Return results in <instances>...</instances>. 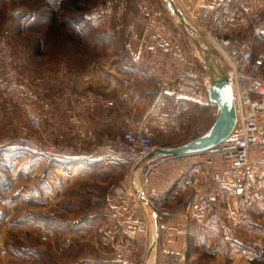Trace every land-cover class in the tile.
Returning <instances> with one entry per match:
<instances>
[{"label": "rangeland", "instance_id": "374dc122", "mask_svg": "<svg viewBox=\"0 0 264 264\" xmlns=\"http://www.w3.org/2000/svg\"><path fill=\"white\" fill-rule=\"evenodd\" d=\"M165 7L164 0H0V37L13 45L28 72L23 89V84L33 76L27 62L39 67L38 73L60 58L77 61L83 67L91 61L102 62L109 51L102 38L103 26L115 31L111 41L120 47L122 37L129 31L131 16L146 14L153 8L165 10ZM246 20L248 24L241 30L237 24L226 30L230 29L235 37L234 33L241 34L246 28L243 37L235 38L251 48L253 56L264 59V13L258 19L246 17ZM207 42L209 61L202 58L196 69L206 87L228 69L216 44L208 39ZM102 69H98L99 76ZM4 76L0 65V92ZM258 76L264 82V65ZM187 106L185 109L172 104V109L166 106L152 112L146 120L128 122L127 119L123 127L113 125L111 133L97 141L119 135L118 129L125 130L130 122H145L152 128L156 147L182 145L208 131L219 114L218 106L210 104L205 91L204 102ZM0 108L13 123L19 122L22 107L17 106L12 114L1 103ZM12 115L17 120L13 121ZM32 136L83 147L97 142L83 145ZM32 136L0 135V264H126L119 256L126 234L122 238L111 235L113 226L107 220L117 218L112 209L113 201L119 197L116 190L122 188V196H130L132 180L138 182L137 175L113 156L83 159V164L76 167L74 164L81 159L1 145L5 139ZM238 185L243 187L240 182ZM255 200L258 207L264 204L263 198ZM258 218L260 215L254 213L253 219Z\"/></svg>", "mask_w": 264, "mask_h": 264}, {"label": "crops", "instance_id": "0c3cea01", "mask_svg": "<svg viewBox=\"0 0 264 264\" xmlns=\"http://www.w3.org/2000/svg\"><path fill=\"white\" fill-rule=\"evenodd\" d=\"M221 1L164 0L167 9L153 8L146 14L130 17L129 31L122 37L120 47L111 41L115 31L103 26L102 38L109 51L102 62L91 61L83 67L77 61L60 58L42 73H38L39 67L27 62L33 76L23 84L24 105L40 118L42 128L33 130L23 113H19V122L13 123L0 108V135H40L87 145L109 135L113 125L123 127L127 119L128 122L146 120L152 112L166 106L172 109V104L186 109L190 103L204 102V91L209 96L210 83L206 87L201 81V87L195 90L179 84L160 89L138 67L136 59L145 46H158L180 55L185 67L196 71L202 58L209 61V43L204 32L213 7ZM173 5L183 14L184 21ZM236 24L241 30L248 21L242 14L233 26ZM245 29L234 34L243 37ZM224 33L233 34L230 29ZM100 68H103L101 76ZM92 89L115 98L116 106L76 114L71 100H59L55 96L59 92L70 94ZM210 104L214 105L211 100ZM123 131L122 128L117 132ZM83 161L78 160L74 166ZM239 182L243 187H237ZM185 183L188 188L172 190L157 211L137 209L130 196L117 193L119 197L112 206L117 218L107 220L113 226L111 235L122 238L126 234V239L148 223L155 237L149 264H264V222H261L264 204L258 207L255 200L264 199V160L236 174L225 175L220 182L203 186L198 172H193ZM259 187L262 188L258 190ZM256 212L260 215L258 220L253 219Z\"/></svg>", "mask_w": 264, "mask_h": 264}, {"label": "built area", "instance_id": "2783aa9c", "mask_svg": "<svg viewBox=\"0 0 264 264\" xmlns=\"http://www.w3.org/2000/svg\"><path fill=\"white\" fill-rule=\"evenodd\" d=\"M264 13V0H222L213 7L205 34L215 43L228 63L226 75L232 86L237 111L234 131L219 144L210 148L183 154L150 156L156 146L152 128L145 122H130L122 134L105 137L83 147L71 143L50 142L41 137L5 139L1 145L20 150L57 155L66 159H90L97 155L113 156L130 167L138 182L132 180L130 195L135 208L157 211L166 196L175 188L186 190L185 179L198 172L200 184L205 186L220 182L225 175L236 174L252 164L264 160V82L259 73L263 58H254L253 51L235 37L225 34L243 14L250 20ZM138 66L161 87L179 84L191 90L199 87L198 73L186 68L183 58L158 46L145 47L137 57ZM0 65L5 72L0 103L12 114L17 106L30 127L39 131L40 118L24 107L22 83L29 76L13 45L0 37ZM59 100H71L76 114L93 112L99 108L112 109L115 98L93 90H77L70 94L57 93ZM11 119L17 120L13 115ZM119 195L122 188L116 190ZM144 195L147 203L141 196ZM155 237L149 225L142 226L132 236L124 239L119 256L126 264H143L148 260Z\"/></svg>", "mask_w": 264, "mask_h": 264}, {"label": "water", "instance_id": "95a60500", "mask_svg": "<svg viewBox=\"0 0 264 264\" xmlns=\"http://www.w3.org/2000/svg\"><path fill=\"white\" fill-rule=\"evenodd\" d=\"M174 9L179 17L184 21L183 14ZM209 97L214 105L218 106L219 114L210 129L199 137L190 140L182 145L173 147H156L150 156L160 154H183L192 151L204 150L219 144L227 138L235 129L237 124V111L234 101L232 86L226 73H221L214 77L209 87ZM142 200L147 203L144 195Z\"/></svg>", "mask_w": 264, "mask_h": 264}, {"label": "trees", "instance_id": "16d2710c", "mask_svg": "<svg viewBox=\"0 0 264 264\" xmlns=\"http://www.w3.org/2000/svg\"><path fill=\"white\" fill-rule=\"evenodd\" d=\"M254 58H256V57L254 56ZM206 132H207V131H206ZM197 137H199V136H197ZM197 137H196V138H197Z\"/></svg>", "mask_w": 264, "mask_h": 264}]
</instances>
